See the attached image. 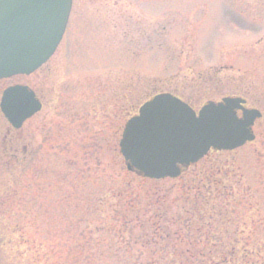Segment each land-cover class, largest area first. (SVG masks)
<instances>
[{"label":"rangeland","instance_id":"1","mask_svg":"<svg viewBox=\"0 0 264 264\" xmlns=\"http://www.w3.org/2000/svg\"><path fill=\"white\" fill-rule=\"evenodd\" d=\"M73 3L69 31L47 65L34 76L0 82V95L15 84L40 86L44 93L49 80L59 87L66 77L81 83L68 98L77 108L64 109L54 92L47 96L50 149L41 145L28 161L22 149L15 161L6 141L1 145L9 124L0 112V255L5 248H35L42 238L45 248L62 247L71 224L83 215L93 218L95 202L110 199L112 188L124 189L127 182L135 192L173 200L187 183L209 189L216 179L224 197L215 200L213 186L210 198L211 206L219 201L223 207V248L247 250L253 256L248 262L263 263L264 0ZM64 53L80 65L77 71L65 69ZM165 92L196 111L225 95L247 96L263 114L252 129L255 141L232 152H210L177 179L141 180L127 171L120 140L139 108ZM28 125L20 148L29 147ZM23 235L32 243L20 241Z\"/></svg>","mask_w":264,"mask_h":264},{"label":"water","instance_id":"2","mask_svg":"<svg viewBox=\"0 0 264 264\" xmlns=\"http://www.w3.org/2000/svg\"><path fill=\"white\" fill-rule=\"evenodd\" d=\"M73 0H0V80L30 75L55 53L65 34ZM24 86L5 90L1 108L16 129L40 109ZM241 99L209 103L197 114L163 93L146 102L126 124L120 152L128 172L144 179H177L214 151H234L253 142L262 117ZM242 110L243 118H238Z\"/></svg>","mask_w":264,"mask_h":264},{"label":"trees","instance_id":"3","mask_svg":"<svg viewBox=\"0 0 264 264\" xmlns=\"http://www.w3.org/2000/svg\"><path fill=\"white\" fill-rule=\"evenodd\" d=\"M200 183H187L183 193L170 200L168 194L135 192L127 182L124 189L112 188L110 199L101 196L95 202L93 218L83 215L72 223L73 233L59 240L64 241L62 247L45 248L42 238L28 250L2 249L0 259L10 264H264L248 262L253 256L247 250L223 248L219 201L224 193L216 179L209 189ZM213 186L219 201L211 206ZM213 223L215 230L209 231ZM20 241L32 243L26 235Z\"/></svg>","mask_w":264,"mask_h":264},{"label":"flooded vegetation","instance_id":"4","mask_svg":"<svg viewBox=\"0 0 264 264\" xmlns=\"http://www.w3.org/2000/svg\"><path fill=\"white\" fill-rule=\"evenodd\" d=\"M72 14H73V9L70 15V19H69V23L66 29V34L69 31V26H70V22H71V18H72ZM64 36V38H65ZM64 40V39H63ZM233 43V42H232ZM63 45V41L61 43L60 46ZM47 65V63L42 66L41 68H39L37 71H35L34 73H32L31 75L28 76H34L37 73H39L45 66ZM64 66L65 69H73L75 71L78 70V67L80 65L77 64H73L72 63V57L68 56L67 54L64 53ZM50 76V75H49ZM48 76V77H49ZM47 77V78H48ZM8 80V79H5ZM4 81V80H1ZM0 81V82H1ZM46 81V80H45ZM78 81L76 80V82L74 83V85H72L68 79V77H66V79L63 81V83L61 84V86H56V84H53L51 82V80H49L48 82L46 81V85L44 86V93L41 92V87L39 86H32V85H22V84H15V85H21L24 87H27L28 90L30 92H32L35 96L34 100L36 102H38V104L40 105V109L35 112L30 118H28L23 125L21 126L20 129H15L10 123L9 121L5 118L2 108H1V103H2V98H3V94L5 92V90L11 86H15V85H10L7 88H5L1 95H0V112L2 113L3 117L7 120L9 126L7 128V133L6 136H4L3 138H1V145H2V140L5 142L6 141V145H5V150L6 152H8L10 154L11 157L14 158L15 161L18 160L19 155L21 154V149L24 151V153L26 152L27 155L25 156V161H28L32 156H34L37 151H40L41 145H45L47 143V151L49 152L50 149V145H49V135H50V125H51V118H50V106L49 104L51 103V101H49V99L47 98V96L51 97V95L53 94L52 92H54V94H57V101L59 99V102L61 103H66L64 104V109L67 106H71V107H75L77 108L78 105H75L72 101H68L70 94L73 93V91L78 90V88H80V85L77 83ZM73 89V90H72ZM224 98H238L241 99L243 101H245V104L243 105L244 108L246 109H257L260 111V109L258 108H254L251 107L249 105V99H247V96H244L243 94H230V95H225L220 97L219 100L217 101H211V102H215V103H220L222 102V100ZM262 113V112H261ZM237 114L239 117H242L243 113L241 110L237 111ZM263 116V114H262ZM257 122V121H256ZM26 124L28 125V134H29V140H30V144L29 147L27 145H23L22 148H20V144L23 140H25V136L23 135L22 131L24 129V126ZM43 136V137H42ZM41 138V140H40ZM8 143V144H7ZM1 150V149H0Z\"/></svg>","mask_w":264,"mask_h":264}]
</instances>
